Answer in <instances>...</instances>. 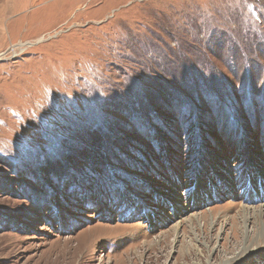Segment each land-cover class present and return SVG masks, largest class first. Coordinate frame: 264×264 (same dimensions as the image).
I'll return each instance as SVG.
<instances>
[{
    "label": "rangeland",
    "instance_id": "374dc122",
    "mask_svg": "<svg viewBox=\"0 0 264 264\" xmlns=\"http://www.w3.org/2000/svg\"><path fill=\"white\" fill-rule=\"evenodd\" d=\"M263 232L264 0H0V264H264Z\"/></svg>",
    "mask_w": 264,
    "mask_h": 264
},
{
    "label": "bare ground",
    "instance_id": "6f19581e",
    "mask_svg": "<svg viewBox=\"0 0 264 264\" xmlns=\"http://www.w3.org/2000/svg\"><path fill=\"white\" fill-rule=\"evenodd\" d=\"M22 50V49H21ZM197 195V194H196ZM197 200L199 199V198H196ZM197 200H196V202H197ZM244 208H246L247 206H243ZM248 208V207H247ZM248 212V211H247ZM258 212V211H257ZM259 213V212H258ZM260 213H262V212H260ZM248 217V216H247ZM264 233V232H263ZM94 245V244H93ZM253 250H252V246H248V245H245L244 246V248H243V250L241 251V254L236 258V257H234L233 258V260L232 261H234V259L235 260H237V259H239L240 257H242V256H244V255H248L250 252H252ZM231 260H230V262H231Z\"/></svg>",
    "mask_w": 264,
    "mask_h": 264
},
{
    "label": "trees",
    "instance_id": "16d2710c",
    "mask_svg": "<svg viewBox=\"0 0 264 264\" xmlns=\"http://www.w3.org/2000/svg\"><path fill=\"white\" fill-rule=\"evenodd\" d=\"M200 83H198V85H199ZM179 88V87H178ZM178 88L176 87V89H175V91L176 90H178ZM208 90H210V89H208ZM183 91H185V92H187V90L185 89V88H183ZM202 92V91H201ZM150 116V115H149ZM116 145V144H115ZM122 145V144H121ZM123 145H124V147H126V142H124L123 143ZM117 146V145H116ZM116 146H114V148H116ZM119 149L118 150H123V151H127V149H125V148H121V147H118ZM132 148V147H131ZM111 160L113 161V163H115V162H117V159H116V157L114 156V155H112V158H111ZM115 161V162H114Z\"/></svg>",
    "mask_w": 264,
    "mask_h": 264
}]
</instances>
